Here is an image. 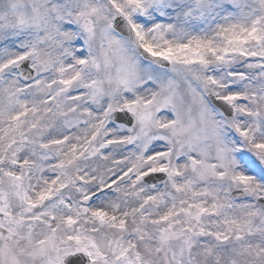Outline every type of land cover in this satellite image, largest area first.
<instances>
[{
	"label": "snow or ice",
	"instance_id": "1",
	"mask_svg": "<svg viewBox=\"0 0 264 264\" xmlns=\"http://www.w3.org/2000/svg\"><path fill=\"white\" fill-rule=\"evenodd\" d=\"M0 264H264V0H0Z\"/></svg>",
	"mask_w": 264,
	"mask_h": 264
}]
</instances>
